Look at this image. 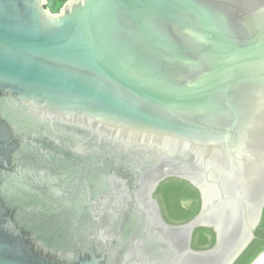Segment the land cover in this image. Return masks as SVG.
Segmentation results:
<instances>
[{
    "label": "water",
    "instance_id": "obj_1",
    "mask_svg": "<svg viewBox=\"0 0 264 264\" xmlns=\"http://www.w3.org/2000/svg\"><path fill=\"white\" fill-rule=\"evenodd\" d=\"M48 2L0 0V264H235L264 213V0ZM33 116L159 151L140 212L114 162L49 168ZM169 178L200 194L186 223L154 198Z\"/></svg>",
    "mask_w": 264,
    "mask_h": 264
},
{
    "label": "flooded vegetation",
    "instance_id": "obj_2",
    "mask_svg": "<svg viewBox=\"0 0 264 264\" xmlns=\"http://www.w3.org/2000/svg\"><path fill=\"white\" fill-rule=\"evenodd\" d=\"M33 121L39 127L37 128V133L40 134V138H36L46 142L55 152L53 156H48L44 159V162H49V168L62 162L59 158L60 153L69 154V160L72 161L70 169L82 167L85 171L90 170L91 167L86 166H88L87 162H90L93 156H100L103 159H100V161L114 162L116 166L112 167L111 173H115L123 180L124 186L129 189L131 194V198L128 197L125 200L127 210L123 211V217L130 219L134 214L140 212L141 209L137 203L136 194L142 187L140 182L143 180L146 170L149 167H155L162 159L163 155L159 154V151L154 148L146 149V147L127 146L119 142L109 141L106 139L107 137L99 138L94 131H91L92 129L77 124L59 120H46L35 116H33ZM64 144L67 147V152L66 148L62 146ZM43 156L45 157V153ZM82 161L85 164H81ZM103 177H110V174L107 177ZM170 179L174 178L167 180ZM75 186L70 183L65 190L71 195L77 191ZM157 191L154 192V198L159 203L165 222L170 225H179L171 223L165 218V210L160 197L156 195Z\"/></svg>",
    "mask_w": 264,
    "mask_h": 264
},
{
    "label": "trees",
    "instance_id": "obj_3",
    "mask_svg": "<svg viewBox=\"0 0 264 264\" xmlns=\"http://www.w3.org/2000/svg\"><path fill=\"white\" fill-rule=\"evenodd\" d=\"M69 0H49L47 7L59 13ZM165 210V218L171 223H186L192 220L201 209V198L198 190L188 182L170 179L163 182L156 193ZM256 238L245 250L235 264H253L264 253V213L262 222L256 230ZM216 234L213 229L198 228L194 233L193 247L206 250L214 246Z\"/></svg>",
    "mask_w": 264,
    "mask_h": 264
},
{
    "label": "crops",
    "instance_id": "obj_4",
    "mask_svg": "<svg viewBox=\"0 0 264 264\" xmlns=\"http://www.w3.org/2000/svg\"><path fill=\"white\" fill-rule=\"evenodd\" d=\"M253 264H264V253H262L254 262Z\"/></svg>",
    "mask_w": 264,
    "mask_h": 264
}]
</instances>
